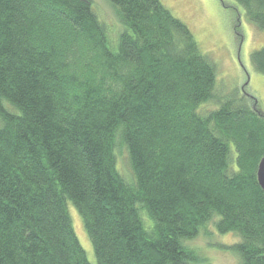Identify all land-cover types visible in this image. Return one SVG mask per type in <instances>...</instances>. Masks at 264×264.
I'll list each match as a JSON object with an SVG mask.
<instances>
[{
  "label": "trees",
  "instance_id": "trees-1",
  "mask_svg": "<svg viewBox=\"0 0 264 264\" xmlns=\"http://www.w3.org/2000/svg\"><path fill=\"white\" fill-rule=\"evenodd\" d=\"M107 1L113 41L90 0H0V264H93L68 204L94 264H196L184 242L214 218L239 264H264V113L216 92L215 63L161 0ZM232 1L264 32V0ZM249 59L264 75V47Z\"/></svg>",
  "mask_w": 264,
  "mask_h": 264
},
{
  "label": "rangeland",
  "instance_id": "rangeland-1",
  "mask_svg": "<svg viewBox=\"0 0 264 264\" xmlns=\"http://www.w3.org/2000/svg\"><path fill=\"white\" fill-rule=\"evenodd\" d=\"M93 11L105 29L109 30L111 41L118 36L122 25L116 11L107 0H90ZM178 18L183 20L192 30L202 53L216 65L217 86L223 94L238 91L245 95L258 113H264V75L257 73L251 65L249 55L264 47V32L252 26L244 16L240 6L232 0H161ZM112 46V45H111ZM113 47V46H112ZM115 48V46L113 47ZM242 90V91H241ZM212 108L207 104L203 110ZM117 166L125 180H132L128 169L126 150L121 140L116 138ZM76 236L87 258L93 264L95 258L91 242L87 236L81 217L75 207L68 204ZM145 223H151L144 215ZM215 218L207 223L198 237L185 241V245L193 249L199 258L196 264H239V256L226 246L239 242L236 234H219L214 230ZM225 247V248H224ZM231 247V246H229Z\"/></svg>",
  "mask_w": 264,
  "mask_h": 264
},
{
  "label": "water",
  "instance_id": "water-1",
  "mask_svg": "<svg viewBox=\"0 0 264 264\" xmlns=\"http://www.w3.org/2000/svg\"><path fill=\"white\" fill-rule=\"evenodd\" d=\"M257 165H258L256 170L257 182L259 187H261L263 191V197H264V156L259 160Z\"/></svg>",
  "mask_w": 264,
  "mask_h": 264
},
{
  "label": "bare ground",
  "instance_id": "bare-ground-1",
  "mask_svg": "<svg viewBox=\"0 0 264 264\" xmlns=\"http://www.w3.org/2000/svg\"><path fill=\"white\" fill-rule=\"evenodd\" d=\"M225 248V247H224Z\"/></svg>",
  "mask_w": 264,
  "mask_h": 264
}]
</instances>
